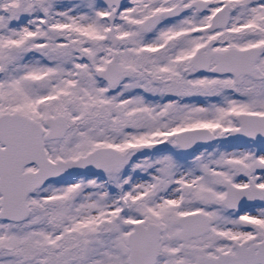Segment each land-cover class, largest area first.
Returning a JSON list of instances; mask_svg holds the SVG:
<instances>
[{
  "label": "rangeland",
  "instance_id": "obj_1",
  "mask_svg": "<svg viewBox=\"0 0 264 264\" xmlns=\"http://www.w3.org/2000/svg\"><path fill=\"white\" fill-rule=\"evenodd\" d=\"M193 1L125 0L116 10L98 0H0V114L9 107L35 117L59 112L76 124L48 148L54 161L106 146L126 156L109 171L113 186L103 173L29 194L28 205L44 201L48 221L29 213L15 226L0 218V264H130L126 237L135 222L162 226L156 264H195L198 256L234 254V242L264 241V202L240 213L221 203L224 179L264 192V141L235 136L239 113L264 114V0H203L209 5L202 12L161 15ZM225 4L232 7L228 27L209 31ZM112 11L116 46L108 36ZM211 38L216 45L206 48ZM259 46L258 70L247 81L190 66L198 48ZM107 64L120 72L113 87L100 75ZM42 77L48 88L35 86ZM193 128L217 139L181 155L176 134ZM192 212L207 216L211 229L182 242L176 219ZM16 243L22 261L11 253Z\"/></svg>",
  "mask_w": 264,
  "mask_h": 264
},
{
  "label": "water",
  "instance_id": "obj_2",
  "mask_svg": "<svg viewBox=\"0 0 264 264\" xmlns=\"http://www.w3.org/2000/svg\"><path fill=\"white\" fill-rule=\"evenodd\" d=\"M108 7L121 8L124 0H101ZM200 4V3H197ZM194 5V4H192ZM177 7L165 12V16L176 15L191 7ZM203 8V5L201 6ZM113 16L110 18L112 22ZM229 20V7L219 10L213 17L211 29L223 28ZM144 29L146 25L142 26ZM111 33V32H110ZM117 42L113 38V44ZM257 50H228L226 52H200L192 61L198 70L209 69L213 63V72L231 73L234 76L252 74L255 71L254 61ZM105 79L114 84L117 73L111 69L103 72ZM39 86L43 83L37 82ZM239 137H252L264 140V116L241 114L238 116ZM58 123V125H56ZM49 131L44 137L54 139L63 137L68 128L63 119H47ZM213 140V136L205 129L186 130L177 135V142L183 150L193 151ZM0 216L10 220H21L28 214L25 203L29 192L42 184L61 179L70 174H94L101 170L114 169L123 163L124 157L116 150L107 147L90 152L86 157L72 162L50 161L45 153L43 129L34 121L18 114L0 116ZM35 164L36 171H25L23 167ZM224 185L227 194L223 200L230 208L244 210L258 205L263 200L261 190L249 187L236 188L228 181ZM181 227L179 238L189 240L209 231V221L200 213L189 214L178 218ZM161 228L156 224L136 223L134 230L128 235V246L131 264H154L160 253ZM236 255L220 254L214 258H198L197 264H264V243L253 244L246 248L244 244H236ZM258 249V252L254 250Z\"/></svg>",
  "mask_w": 264,
  "mask_h": 264
},
{
  "label": "trees",
  "instance_id": "obj_3",
  "mask_svg": "<svg viewBox=\"0 0 264 264\" xmlns=\"http://www.w3.org/2000/svg\"><path fill=\"white\" fill-rule=\"evenodd\" d=\"M39 205V206H38ZM40 207H42L40 204H35V205H33L32 206V211L34 212V213H36L37 214V216L39 217V216H41L42 217V215L40 214ZM40 218V217H39ZM15 249H18V247H13L11 250L12 251H14Z\"/></svg>",
  "mask_w": 264,
  "mask_h": 264
},
{
  "label": "bare ground",
  "instance_id": "obj_4",
  "mask_svg": "<svg viewBox=\"0 0 264 264\" xmlns=\"http://www.w3.org/2000/svg\"><path fill=\"white\" fill-rule=\"evenodd\" d=\"M115 64H118V63H117V61H116V63H115ZM209 174H212V173H209Z\"/></svg>",
  "mask_w": 264,
  "mask_h": 264
}]
</instances>
